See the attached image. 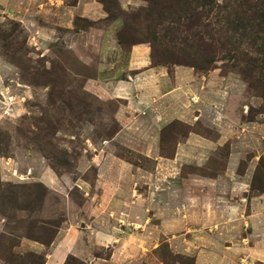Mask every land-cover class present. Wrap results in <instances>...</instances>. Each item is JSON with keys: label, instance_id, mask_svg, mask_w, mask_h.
I'll list each match as a JSON object with an SVG mask.
<instances>
[{"label": "rangeland", "instance_id": "rangeland-1", "mask_svg": "<svg viewBox=\"0 0 264 264\" xmlns=\"http://www.w3.org/2000/svg\"><path fill=\"white\" fill-rule=\"evenodd\" d=\"M240 3L0 0V264H41L62 224L87 264H193L183 229L226 185L264 194V44L231 43Z\"/></svg>", "mask_w": 264, "mask_h": 264}, {"label": "crops", "instance_id": "crops-1", "mask_svg": "<svg viewBox=\"0 0 264 264\" xmlns=\"http://www.w3.org/2000/svg\"><path fill=\"white\" fill-rule=\"evenodd\" d=\"M146 46L143 44L132 46L128 62L124 66L120 65V69L128 72L138 64H140L139 67L145 66L147 63L145 61L143 63L142 59L146 53L142 52H146L145 49L149 50ZM157 71H159L157 67H148L144 70L145 75L141 74V77L153 75L147 81L148 85L153 84L157 79V75H155ZM160 72L163 74V71ZM126 83L127 80H122L121 86L126 87ZM242 177L235 182L230 181L231 183L225 186L229 190V199L221 197L223 202H218L220 199L214 200L218 207L215 212L213 210L209 216L206 215L204 223L197 217V220L201 222L199 226H193L190 221L188 226L183 229L190 234L187 240L181 239L180 243L182 246H186L185 249L188 248L190 253H194V264L264 263V194L248 195V178ZM189 199L188 204L192 206L193 196L190 195ZM203 229H205L203 234L198 233L197 230ZM198 234L201 235L200 239H194ZM96 235L98 236V234ZM88 237L86 229L62 224L58 234L46 249V258L43 264H63L69 254L86 262V252L83 249H91L90 246H87L88 242L91 243ZM94 244L100 245L104 242L98 237ZM34 245L37 244L33 243L32 246ZM191 247L192 249H189Z\"/></svg>", "mask_w": 264, "mask_h": 264}, {"label": "trees", "instance_id": "trees-1", "mask_svg": "<svg viewBox=\"0 0 264 264\" xmlns=\"http://www.w3.org/2000/svg\"><path fill=\"white\" fill-rule=\"evenodd\" d=\"M231 6L233 9L227 12L229 16L234 17L232 21L234 33H237L241 37L237 40H232L231 43L240 42V41L243 42L245 38V40H248L250 45L254 42L257 43L261 42V44H264V0H241L240 3V6H242L241 11H238L235 5H231ZM151 43H152L151 59L156 60L157 62H164V63L168 62L166 59H164L165 57H163L162 55L163 51L160 52V55L159 54L157 55L155 52L154 42L151 41ZM163 44H166L165 41L163 42ZM195 45L196 44H190V49H191V51L189 52L190 60L186 61L187 64H190L195 68H199V69H203V68L208 69L210 62L207 59H200V60L196 59V61H194V57L197 54V51L193 50V46ZM241 60L243 62L244 67H246V71H248V68L254 69L258 67V62L254 61L249 57H245ZM44 259L45 256L43 257L41 264L44 263ZM71 260L77 261L80 264H87L84 260L79 259L78 257L72 254H69L66 257L63 264H67ZM193 264H194V259H193Z\"/></svg>", "mask_w": 264, "mask_h": 264}]
</instances>
